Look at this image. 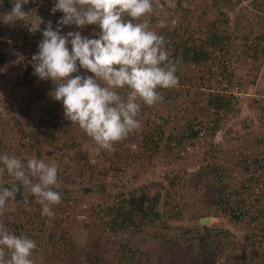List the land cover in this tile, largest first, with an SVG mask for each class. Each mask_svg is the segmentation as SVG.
Segmentation results:
<instances>
[{"label":"trees","instance_id":"obj_1","mask_svg":"<svg viewBox=\"0 0 264 264\" xmlns=\"http://www.w3.org/2000/svg\"><path fill=\"white\" fill-rule=\"evenodd\" d=\"M247 1L254 4L255 7L261 6L259 0H237L235 3L236 5L234 4L231 8L232 12L243 9L244 7L241 3ZM173 3H175L178 7H181V9L187 13L185 14V17L178 19L177 26L172 25V20L175 19V17L171 15L173 7L167 3H162L165 6L163 12L157 11L152 14L149 19L151 29L165 38V46L169 51L170 59L173 61L178 60L180 62L178 64L177 75L182 68L191 64H194L197 66L199 71H202L213 61L219 60L223 57H230L234 47L236 46L234 45L235 42L237 43L239 39L244 38L245 35H247V32H249V35L255 33L253 30L254 28H252V31H248L245 26L236 24V21L241 19L239 18L240 16H234L235 18H232L222 12H219L215 18H204V20H202L194 17L192 14H188L192 12L187 7H182L180 5V0H173ZM0 4L9 6L6 0H0ZM238 7H240V9H238ZM23 10L26 12L25 7H23ZM198 10L199 9H197V11ZM57 14L61 16L63 15L61 12H57ZM32 17V13L29 14L24 22L28 21V23H31L29 19ZM41 18L44 19V15H42ZM124 18L129 19L127 16ZM183 24H186L185 28H183ZM228 25H230L231 28L226 29ZM89 27L90 26H88V28ZM263 34L264 27L262 30V35ZM35 36L39 37V34L36 33ZM261 44L264 46V36L261 38ZM23 47L28 48L22 49V51L29 53V55H24V58L20 59V69L24 68V70L21 69L23 72L18 76L20 81H15L12 84L13 91L19 90L18 93L20 94V102L17 99H15L14 103H6L2 101L1 104L4 105H1L2 107L0 108L12 111L14 109L19 112V114H28L26 115L28 123L23 126V129L16 132L18 136L15 137V143H13L16 146L11 149L12 153L10 154L20 158L26 164L28 159L22 150L34 152L36 158L38 159H44L46 157L44 146H51L55 137H58L60 134L61 129L55 125V121L57 114L64 113V109L62 103L58 101H52L50 107H48V105H44L45 107L43 109L40 108L41 100L48 97L46 93L48 90L50 91L51 87L53 89L55 85L51 80H41L34 74L32 56L38 52L36 46L23 45ZM14 48H18V50L21 49L19 47ZM14 60L12 57L9 58L10 62H13ZM2 62L3 59L1 58L0 63ZM76 74L77 73H74L73 75ZM236 74L240 75L239 73ZM179 83H182V80H179ZM26 89H29V92H31L32 95L30 94V96H27L25 94ZM44 90L46 93H44ZM193 91L194 92L191 97L193 100L202 102L204 108L209 104H213L217 111L224 112L225 120L223 124L217 127L222 133V139L232 135V133H230L232 131V125H230V123L233 122L232 124H234L236 119H240L239 121L243 123V126L241 131H237V134L233 133V135H235L241 142H243L244 139L246 140V137H249L255 131L259 130L263 133L264 94L262 96L258 95L257 97H247L244 99H236L233 97L212 98V95L206 93L205 91H201L200 89ZM12 106H14V108ZM246 107L253 111L255 116L249 115V117L246 116L247 118L241 119L240 114H242L243 111L245 112ZM251 111H249V113H251ZM33 115L35 117H33ZM248 118L251 119V122L247 121ZM160 121L159 126H161V128L169 122L166 118L160 119ZM34 123L40 125L35 126L33 125ZM62 127L67 134V139L62 145V150L67 151L68 149H72L73 154L67 161L62 159V166L58 168V182L52 187L54 191H57L62 195L61 203L56 205L60 208L67 207L69 199L72 197L74 191L84 189V192L90 196V210L96 219V223L99 228L98 232L101 235L96 238L98 244L92 250L93 247L91 246L94 245L95 241V239L91 238L92 233L86 229L78 232V234L87 235L89 238V244L87 246L88 249L90 247V251L85 255L89 256V258H84L87 261L86 264H134L128 263L129 259H131V256L128 253L130 240L134 239L137 235L145 233L151 228H153L152 230L156 232V234L154 233L155 235L153 233L152 235L157 237L160 231V226L164 227L167 232L173 229L171 232L173 235L171 236V239L167 241L171 254L176 253V242L178 241L182 242L185 251L184 253L189 252L190 255H194V251L198 250L196 256L197 262L195 264H217L220 261L221 262L219 264H253V261L247 255L248 249L254 247L256 244L253 230L249 227V224L240 220V218L235 214L236 210L229 206V200L225 198L226 190L224 187L220 186L218 183L211 185L210 188H213L215 191V199L208 207L205 208L207 212L199 211L193 215V217L190 216L188 219L189 222L185 226L180 225L179 223L177 224L174 217H178L183 214L185 212L184 208L186 205L183 206V204H180V208H178V206L174 205L173 202L171 204V201L177 197L175 187H178V183L175 178H171L170 180L161 179L160 190L162 191L161 193H163L161 197L158 195L160 192L157 195H154L151 191H144L140 195H136L133 193V189V191L130 190L125 193L121 189L106 190L105 186L95 185L92 179L89 180L90 183L87 187H83L81 182L75 181L73 174L77 170H80V173L82 172V164L89 157L88 150L81 151L82 141L86 140L88 136L86 135L84 138H81L78 135L80 130L79 125L72 123L66 117L63 119ZM176 137V135L172 134L170 137L168 136V139L165 141V147L172 152H174L173 147L170 145L172 141H177V145L181 147L182 139L180 138L178 140ZM152 144L157 147L159 143L153 142ZM147 145L148 144H145L144 146ZM258 145L260 147L263 146L261 142H259ZM7 147L8 146L6 145L3 146L0 151L4 153L3 150H6ZM114 154L115 158H119V154L118 156H116L117 153ZM251 155L254 156L252 153ZM254 157L253 172L264 177V167L261 165V161L264 157V151L262 155ZM105 158L108 159L107 156H105ZM227 163L231 164L229 161H227ZM6 175L7 173L3 178H0V188H10L14 184H19L14 177H7ZM188 176L193 178L191 173H188ZM250 180H252V178ZM254 181H256V179H253L252 182ZM139 187L142 188L144 186L140 185ZM205 187H207L206 184ZM22 190L23 187L20 186V190L16 194L20 195L17 197L21 199L19 204L16 203L17 208H20L21 202L24 200H27L30 204L32 203L33 197H30V199L25 198V196L22 195ZM236 192L237 191L234 190L231 193L234 196ZM94 193L99 194L100 198L97 199L94 197ZM165 207H169L168 210L170 214L166 215L164 210ZM209 208H212L211 212H209ZM263 210L264 203L257 206V216L255 217V219L259 221L262 226L260 230L262 240H264ZM168 216L173 218L169 219L167 218ZM210 216L216 219L215 223L206 225L200 222L202 219L210 218ZM37 219V225L42 228L47 218L39 217ZM159 223L160 226L158 225ZM106 228H109L115 234V240L113 243H118L119 247L116 254H114V260L99 261V256L104 253L110 254V248H105L107 244L106 241H108V238L104 233ZM122 228H125L126 230L124 231ZM20 231H22V233ZM121 231L126 232L125 237L120 235ZM12 233L17 236H27L33 240L39 239L36 236H32L30 232H25L24 229L20 230L15 228ZM164 237L165 236L163 234L160 235V239H163ZM53 238V235L49 233V239L51 242L53 241ZM82 240L83 239H81V241ZM68 242L72 243L70 236L68 239H64L63 241L64 244H67ZM174 243L175 245H172ZM73 245L76 244L73 243ZM74 248V253L77 254L78 247L74 246ZM104 249L106 251H103ZM128 255L130 256L129 258L127 257ZM77 259L79 260L78 256H76L70 264H76ZM183 261L184 260L176 259L173 262L183 264Z\"/></svg>","mask_w":264,"mask_h":264},{"label":"clouds","instance_id":"obj_2","mask_svg":"<svg viewBox=\"0 0 264 264\" xmlns=\"http://www.w3.org/2000/svg\"><path fill=\"white\" fill-rule=\"evenodd\" d=\"M6 2L9 9L10 5L12 7L2 15L0 21L6 25L24 21L29 16L23 10L26 7L34 18L27 26L28 31L31 34L42 33L43 39H38L39 45H35L38 52L32 56V62L34 74L41 80H51L55 85L54 91L51 89V101L61 102L64 116L78 124L100 148L108 152L114 151L117 142L141 127L139 101L149 106L155 105L163 100L158 89L174 88L179 84L177 72L180 62L170 59L165 38L150 27V16L164 11L165 6L160 0H55L51 12L63 13L55 29L51 21L42 29L45 22L42 15H34L30 0ZM125 16L129 19H125ZM73 25L77 29L97 25L100 31L95 34L96 38L82 36L80 31L62 34L63 26ZM81 68L93 76H73ZM125 88L129 91L122 96L117 90ZM0 110L5 112L6 118L1 122H11L13 116L17 117V123L10 127L12 132L8 131L11 134L8 138L14 141L18 136L16 132L23 129L27 120L14 109ZM56 121L55 125L61 131L51 146H44V159H38L34 152L24 150L22 152L28 159L25 164L14 155L0 154V178L7 173L19 182L10 188H0L2 221H7L10 215L21 210L24 203L44 218L54 216L53 205L60 204L62 200V195L52 187L58 182L57 163L64 158L68 160L73 154L72 149L62 150L67 134ZM60 141L62 145L59 147ZM102 153L100 158L105 160L106 152ZM100 158L91 165L90 159H87L82 166H95ZM20 186L25 198L33 197L32 203L24 200L20 208L16 207L17 204L13 205L14 208L9 209L10 205L7 208L8 202L16 199ZM36 198L42 210L34 207L33 200ZM17 200L19 204L21 199L17 197ZM177 204L181 203L175 201L174 205ZM33 218L36 221L39 215ZM36 248V241L27 236H17L7 225L0 224V264H33L31 257Z\"/></svg>","mask_w":264,"mask_h":264},{"label":"rangeland","instance_id":"obj_3","mask_svg":"<svg viewBox=\"0 0 264 264\" xmlns=\"http://www.w3.org/2000/svg\"><path fill=\"white\" fill-rule=\"evenodd\" d=\"M13 1V0H12ZM10 0V2L12 3ZM237 0H180V5L182 7H188L189 5H193L196 10L192 15L196 18L202 19H212L213 17L218 15L219 12H222L226 14L228 17L235 18L234 16H240V20L236 21L237 25H243L245 26L248 31H255V33H260L262 35V30L264 27V0H259V3L261 6L255 7L254 4H251L249 1L242 2L241 5L244 7L241 10H236L232 12V7L236 3ZM236 5V4H235ZM9 6L1 5L0 11H7L9 12L10 9ZM197 9H199L197 11ZM240 9V7H238ZM31 12L30 9H27L26 13ZM157 14V13H156ZM63 16V15H62ZM61 15H59V18H62ZM59 19V20H60ZM34 18H30L29 21H33ZM30 23L19 21L15 25V33H18L16 35V38L18 39L19 45L14 47H19L22 49H28L23 47V45H39L38 39L40 41L43 39L42 33H38L39 37H36L35 34H31L28 31V25ZM88 26H90L88 28ZM73 31H80L82 36H86L89 38H96L95 34L100 31L99 27L97 25H87L82 29H77L75 25L71 26ZM231 28L230 25L226 27V29ZM246 29V31H247ZM251 29V30H249ZM249 32H247V35ZM245 35V37H247ZM264 36V34L262 35ZM23 39V42H22ZM25 43V44H23ZM234 45H238V43L235 42ZM12 52H9L10 54L14 55L17 53V58L13 61L8 63L9 59L6 61L7 64H11L10 67H8L7 71L5 72V75H3V81L0 79V107H2L1 104L2 101L6 103H14L15 99H17L20 102V94L18 91H13L12 84L15 81H20L18 76L23 72V70L20 69V59L24 58V55H29V53H23L19 54L18 48L14 49L12 46L10 47ZM20 50V51H21ZM246 54L244 55V57ZM255 62L260 68V70L255 67L250 68L247 70V67L243 64H238L235 68V72L239 73V76H244L250 86L252 87V91H256L255 94L262 96L264 94V46L262 45V48L260 51H256L253 55ZM259 70V72H258ZM17 71V72H16ZM89 72H87L85 69H79V72L76 75H87ZM75 76V75H73ZM253 82V83H252ZM186 82L182 81L181 84H185ZM252 83V84H251ZM40 88V87H39ZM52 89V88H51ZM51 89L50 91L46 93L44 90V93L47 94L48 97H46L44 100H41V105L45 107L44 105H48L50 107L51 105ZM54 91V88L52 89ZM190 90H186L185 95H182V93H174L173 96L165 99L164 101H161L154 105V109L157 112V131L160 132L161 137L158 135V133L155 132L154 135H146L144 132V129L141 128L138 130H134L130 132L123 140L117 142L118 144L114 145V151H107L105 154L108 157L105 160L100 158L99 163L95 166H90L89 164L86 166H83L82 172L80 173V170H77L73 177H75L76 182H81L83 187H87L90 183V179L94 182L95 185L99 186H105L106 190H117L121 189L123 192H129L130 190L133 191L134 194L140 195L144 191H151L154 195H157L159 192V197L162 196L163 193L160 190L161 179L164 180H170L171 178H175L178 183V187H175V190L177 191V197L171 201L175 203V201L180 202L181 204L186 205L185 212L178 217H174L177 224L180 225H187L189 222V217L195 215L197 212H207L205 209L206 207L211 204L212 201L215 199V191L213 188H210V186L202 187L200 186L199 179L193 175V178L188 176V169H191L193 162L186 160L184 157H181L178 153H174L170 150H168L165 146V141L168 139V136L172 135L179 129L185 121H187L188 118L192 117L196 112V104L197 102L193 100L192 92H187ZM27 96L32 95L31 92H29V89H26ZM143 103V102H141ZM146 106V104H144ZM14 108V106H12ZM42 107V108H43ZM145 109L141 107V115L144 113ZM249 110L247 107L245 109V112L243 111L242 114H240V118H247L250 116H255L254 112L251 111L249 113ZM10 114L12 111H9ZM247 113V114H246ZM13 115H15L13 113ZM26 115L23 113L21 118H25L28 123V119L26 118ZM247 116V117H246ZM13 121H5L0 122V149L3 148V146H8L6 150H3L4 153L11 154V149L15 148V143L12 139L8 138L9 132H12L10 127L12 125H15L17 123V117L13 116ZM33 117H35L33 115ZM168 119L169 122L165 126H159L160 125V119ZM145 114L142 116V121H145ZM236 119V118H235ZM2 120V119H1ZM4 120L6 118L4 117ZM240 119H236L234 121V124L230 123L232 131L230 133L237 134V128L236 124L242 123L239 121ZM247 121L251 122V119L248 118ZM24 123V122H23ZM246 123V122H245ZM243 124V123H242ZM243 126V125H242ZM255 129V128H254ZM259 129V128H256ZM163 130V131H162ZM15 130H13L14 132ZM258 132L260 135H264L259 130L255 131ZM137 133V134H136ZM136 134V136H134ZM78 135L81 138H84L87 134L83 129L80 128ZM88 136V135H87ZM83 140V139H82ZM93 139L91 137H87L86 140L82 141V147L81 151L88 150V152H92V148L95 150L96 145L92 143ZM138 143V145L136 144ZM153 142L159 143L156 147ZM62 141L58 143V146L60 147L62 144ZM216 147L219 148L217 150L218 154L220 155V158L224 160L225 162L229 161L231 162V159L229 158V153L237 150V151H249L254 156L262 155L264 151V146L260 147L257 143H253L248 136L246 137V140L244 139L243 142H237L232 140L229 136L222 139L221 142H219ZM136 144L137 148L131 149L130 145ZM145 144H148L147 146H144ZM125 148H123V146ZM0 151V154H4ZM119 154V161L115 163V160L113 159L115 157V154ZM103 154V153H102ZM91 155V154H90ZM89 155L88 160L92 157ZM109 155V156H108ZM65 161H67L66 158H64ZM87 160V161H88ZM114 163V164H113ZM117 166H116V165ZM59 165L58 168L62 166V162L60 161L57 163ZM88 166V167H87ZM7 177H11L10 175H6ZM159 179V181H158ZM154 181V182H153ZM164 184V183H163ZM143 185L144 187L140 188L139 186ZM127 194V193H126ZM78 196V203L81 201L86 205V213L90 215L92 212L90 209V202L91 199L90 196L84 192V189H80L78 191H74L72 196ZM19 196V195H17ZM94 197L97 199L100 198L99 194H93ZM171 200L170 198H168ZM17 197L14 201H9L7 204V208L9 206L10 208H14V204L17 202ZM111 202V200H110ZM38 207L34 203V207ZM35 207V208H36ZM169 207H165V213L170 214ZM78 209V208H76ZM75 209V210H76ZM54 216L53 217H47L46 222L43 226L46 227V231L51 233L53 235V241L50 242L49 248H42L40 251H37L35 263L38 264H70V262L78 256L79 260H76V264H86L87 261L84 259H88L89 256H85L86 253L90 251V247L88 249L89 244V238L87 235H80L78 232L81 230H87L91 232V238L95 239L94 245L91 247L92 250L98 242L96 241L101 234L98 232V225L96 223V219L92 216V220L88 225H80L76 228H70L69 226H66V222L68 220H65L62 213L59 212L58 209L54 207L53 209ZM212 211V208H209V212ZM35 212L36 215H39L38 211ZM264 215V210H263ZM169 219L173 217H167ZM229 219V218H228ZM38 220L35 221V223ZM94 223V224H93ZM161 223V222H160ZM160 223L158 224L160 226ZM42 226V227H43ZM153 228L147 230L145 233H142L140 235H137L134 239L130 240L129 244V254L131 256V259H129L128 263H134V264H179L178 262H173L176 259L184 260L183 264H195L197 262V253L198 250L194 251V255H190L188 253H184V246L181 241L176 242V253L171 254V250L169 248V244L167 243L168 240L171 239V236L173 235L171 232L173 231H166L164 227L160 226V231L157 235V237H154L152 233L156 234ZM156 229V228H154ZM175 229V228H174ZM128 230V229H127ZM157 230V229H156ZM34 228L27 225L25 232H30L32 236H36L40 239V237L37 235V233H34ZM237 232V231H236ZM235 232V233H236ZM105 236L108 238V241H106L105 248L109 247L110 254L104 253L103 255L98 257L99 261L104 260H114L116 254V251L119 247V244L113 243L115 240V235H109L104 232ZM126 232L121 231L120 235L125 237ZM154 234V235H155ZM163 234L165 237L163 239H160V235ZM71 237L72 243L64 244V239H68V237ZM39 239H36L35 241H39ZM81 239H83L81 241ZM92 239V240H93ZM76 244V245H73ZM102 243V242H101ZM172 245H175L172 244ZM74 246L78 247L77 254L74 253ZM88 249V250H87ZM103 251H106L105 249ZM127 256L128 258L130 257ZM114 257V258H113ZM83 258V259H82ZM82 262V263H81ZM202 264V263H201ZM239 264V263H238Z\"/></svg>","mask_w":264,"mask_h":264},{"label":"built area","instance_id":"obj_4","mask_svg":"<svg viewBox=\"0 0 264 264\" xmlns=\"http://www.w3.org/2000/svg\"><path fill=\"white\" fill-rule=\"evenodd\" d=\"M162 3H167L173 7L171 15L175 17L172 20V25L177 26L178 19L185 17L184 10L178 7L173 0H160ZM173 3V4H172ZM55 4V0H30V5L34 8V15H44L42 29L45 28L47 22L51 21L53 28L57 27V21L60 19L57 12L53 14L51 9ZM192 13L196 8L193 5L187 7ZM188 13V14H192ZM177 19V20H176ZM183 28L186 24L182 25ZM69 31H73L71 26H63L62 34H67ZM263 36L260 33H252L247 37L241 38L237 41L236 45L231 53L230 57H223L219 60L213 61L209 66L202 71H199L197 66L191 64L182 68L179 72V80L186 82L185 84L179 83L178 86L169 89H158L163 95V100L173 96L174 93L185 95L186 90L205 91L212 95V98H225L233 97L236 99H244L247 97H257L256 91H252V87L248 83L244 76H239L235 72L236 66L243 64L249 70L252 67L258 68L255 59L253 57L256 51H260L262 48L261 38ZM69 51H71V45H68ZM246 56L244 57V55ZM260 70V68H258ZM258 70V72H259ZM88 76H93L89 72ZM122 96H126L128 89H118ZM140 103L142 101H139ZM141 107L145 109V121H142L140 114L141 125H143L146 135H154L155 132L161 137L160 132L157 131V112L154 109V105H144L141 103ZM13 114V113H12ZM5 112L0 110V122L3 120ZM64 113L57 114V124L62 125L64 119ZM2 119V120H1ZM225 120L224 112L217 111L213 104L205 106L202 102L196 104L195 114L188 118L187 121L175 132L176 138L182 139L181 147L177 144V141L171 142L174 153H178L181 157H184L188 161H192L193 165L191 169H188V173H193L197 179H199L200 186L205 187L218 183L225 188V198L229 200V206L236 210V215L243 222L249 224V227L253 230L254 240L256 244L254 247L249 248L247 251L248 257L253 261V264H264V240H262L260 230L262 226L259 221L255 219L257 216L256 209L258 205L264 203V177L253 172L254 156L249 151H237L234 150L229 153L231 164L225 162L220 158L216 146L220 144L222 140V133L217 128L223 124ZM36 121V119H35ZM237 131L242 130V123L236 124ZM137 134V133H136ZM134 134V136H136ZM155 136V135H154ZM232 140L241 142L235 135H230ZM253 143L261 142L264 146V136L258 132L252 133L248 137ZM92 143L96 145L95 150L91 152V159L89 164H94L98 161L102 152L108 150L100 148L93 140ZM138 145V143L136 142ZM130 145L131 149H136L137 145ZM126 145L123 146L125 148ZM24 151V150H22ZM262 167H264V157L261 161ZM252 178V180H250ZM253 179L256 181L252 182ZM230 186V187H228ZM236 190V194L233 196L232 191ZM78 196H72L69 199L67 207L59 208V212L63 214L65 220H68L65 224L70 228H76L80 225H88L92 220V212L90 215L86 213V205L81 201L78 203ZM236 198V200H235ZM178 208L180 205L177 204ZM78 208V209H76ZM76 209V210H75ZM33 212L27 204L22 205V209L16 212L14 215H10L7 221H2L0 215V224H5L13 231L15 228L26 230L27 225L34 228V233L40 237L39 241H36L37 248L34 250L31 257L33 264L35 263V254L42 248H49L50 239L49 232L46 231V227L40 228L35 223ZM40 218H44L41 213ZM15 223V224H14ZM123 229V228H122ZM126 230L125 228L123 229ZM109 235H115L109 228L105 229ZM22 233V231H20ZM35 241V240H34ZM221 262V261H220ZM219 262V263H220ZM217 263V264H219ZM38 264V263H37Z\"/></svg>","mask_w":264,"mask_h":264},{"label":"crops","instance_id":"obj_5","mask_svg":"<svg viewBox=\"0 0 264 264\" xmlns=\"http://www.w3.org/2000/svg\"><path fill=\"white\" fill-rule=\"evenodd\" d=\"M10 6L12 7V5H10ZM11 7H10V9H11ZM26 11H27V8H26ZM4 13H7V11L0 12V15H1L0 20L3 19L2 15ZM29 14H31V12H29ZM17 22L14 24H11V25H6L2 21H0V59L1 58L3 59V62L0 63V79L2 81H3L2 77H3V75H5V72L7 71L8 67H10L11 64H13V63L7 64L6 61L10 57H12L13 60L15 58H17V56H16L17 53H15L14 55H12V53L11 54L9 53V52H12L10 49L11 46L14 48V46L19 45V43H15V42H18V39L16 38V35L18 33H15V29H16L15 25L17 24ZM22 42H23V39H22ZM15 44H17V45H15ZM23 44H25V43H23ZM20 50L21 49L18 50L19 54L24 53L22 50L21 51ZM13 57H15V58H13ZM8 63H10V61H8ZM116 156H118V155H116ZM113 159L115 160V163H117L119 161L118 157H116V158L114 157ZM33 202H35V204L38 206V207L35 206L36 210H42V205L38 202V198L34 199ZM53 206L56 207V205H53ZM205 219H207L209 221L208 225L215 223V220H216L212 216H210V218H205ZM202 220H204V219H202Z\"/></svg>","mask_w":264,"mask_h":264},{"label":"water","instance_id":"obj_6","mask_svg":"<svg viewBox=\"0 0 264 264\" xmlns=\"http://www.w3.org/2000/svg\"><path fill=\"white\" fill-rule=\"evenodd\" d=\"M201 222H202L203 224H206V225H208V223H209V221H208L207 219L201 220Z\"/></svg>","mask_w":264,"mask_h":264}]
</instances>
